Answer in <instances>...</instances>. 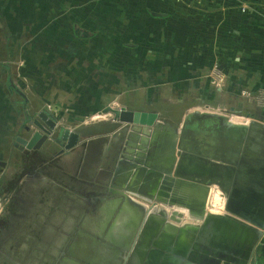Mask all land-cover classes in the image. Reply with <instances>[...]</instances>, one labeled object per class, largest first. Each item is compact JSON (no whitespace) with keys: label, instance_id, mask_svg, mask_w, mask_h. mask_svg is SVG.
<instances>
[{"label":"crops","instance_id":"obj_1","mask_svg":"<svg viewBox=\"0 0 264 264\" xmlns=\"http://www.w3.org/2000/svg\"><path fill=\"white\" fill-rule=\"evenodd\" d=\"M216 61L226 75L221 87L210 80ZM247 91L264 92V0H0V201L11 182L12 198L29 192L27 201L42 208L43 238L52 233L50 242L59 235L65 246L56 264H114L123 249L122 264H185L196 238H209L196 230L210 214L212 186L228 179H214L208 191L205 185L192 188L185 178L172 180L175 164L168 162L178 142L173 111L164 116L170 124L154 130L162 120L130 124L122 135L105 137L86 166V158L66 162L75 158L73 150L52 156L60 143L51 139L36 151L26 147L23 140L34 129L25 128L24 105L32 120L45 125L38 115L48 111L58 125L61 117L86 124L109 106L164 115L167 102L190 103L182 118L188 128L202 130L194 150L216 165L236 171L243 165L245 173L256 164L264 138L258 118L264 107ZM159 103L161 110L147 107ZM52 165L64 184L55 188L61 192L57 200L47 198L50 177L57 179ZM39 187L42 199L35 195ZM196 193L204 206H196ZM180 197L183 203L174 200ZM179 207L190 213L172 218ZM46 208L60 209L53 232ZM258 258L264 264L263 247Z\"/></svg>","mask_w":264,"mask_h":264},{"label":"water","instance_id":"obj_2","mask_svg":"<svg viewBox=\"0 0 264 264\" xmlns=\"http://www.w3.org/2000/svg\"><path fill=\"white\" fill-rule=\"evenodd\" d=\"M79 33L84 32L81 31ZM9 82L15 91L23 97L26 103L28 101L27 96L14 84L12 79ZM24 113L27 118L30 117L26 105H24ZM104 113H112L114 120L125 124L154 126L160 120L159 114L155 111L130 110L124 106H109L104 110ZM38 116L45 125L38 120H31L34 123V131L30 139L23 140V143L29 149H40L44 142L49 139H54L52 133L57 123L52 115L48 111H42ZM30 129L32 128L29 127L28 130ZM38 138V143L34 145L35 140ZM62 140L65 143L60 153L75 147L79 143L80 134L69 128H65L63 130ZM192 151V153L182 154L175 162L172 161L175 164L174 176L176 177L172 180L175 181L177 178L188 179L192 188L198 189L204 187L203 183L206 179L212 180L226 177L228 179L226 183L231 182L234 174L233 168L211 163L204 159L200 155L201 152L197 149ZM185 158L188 161L186 164L183 163ZM188 163L190 168L187 167ZM163 170L165 172L167 171L165 168ZM148 174L157 175V171L150 169ZM166 178L169 177L166 176ZM242 178L253 183L251 186H244L249 191L243 190V187H241L242 189L235 187L230 193L226 205L227 211L231 214H209L207 216L200 234L205 232L206 235H209V238L205 243L196 242L194 244V250H192L185 264H246L240 261L245 248L254 251L256 242L259 241V237L264 232V161L255 165L249 164ZM176 182L180 185L183 184L180 179ZM204 188L205 191H208L210 185ZM196 195V206L197 203H201L204 206V203L198 202V195H201L198 193ZM181 199L182 201L178 199L174 200L183 203V199L185 198L182 197ZM189 213L186 207H179L173 209L172 218H176V216L182 218ZM254 264H259L258 258H256Z\"/></svg>","mask_w":264,"mask_h":264},{"label":"rangeland","instance_id":"obj_3","mask_svg":"<svg viewBox=\"0 0 264 264\" xmlns=\"http://www.w3.org/2000/svg\"><path fill=\"white\" fill-rule=\"evenodd\" d=\"M150 99L154 100L153 97H151ZM189 104L190 103L185 102L179 104L171 101L167 102L164 105V110H162L164 112V115L159 114L160 120H162V122H158L155 127L151 128L154 130L159 125H164L162 123L170 124L168 122L172 121L170 119L168 120L164 118V116H170L169 113L173 111L172 113L178 120L175 123L176 125H174L178 128V142L176 144L174 161L177 158L178 154L189 151L185 147H183V138L189 139L188 142L186 141V145H188L189 143L193 144L194 142L200 141V127L196 128V130H191L193 132L190 133V131L186 129V127L188 126V118H182V116L185 114V108ZM147 107L158 108L159 110H161L160 103L158 105L151 104ZM20 108H22L21 104ZM259 116L260 117L258 118H260L264 123V112L259 113ZM113 117L114 115L112 113H99V115L95 117L88 116L87 119H85L87 121L86 124H82L83 120L80 119L65 121L61 117L60 122L53 132L56 138H61L63 130L65 128H68L67 125L70 124L72 125V127H70L69 129L74 130L80 134L79 143L71 149L74 151L76 156L74 159L70 158L66 160V162L78 164L83 161L81 160V158H86L87 166L90 157L100 151V148H103L102 141H104L105 137L118 134L122 135L123 129L131 127L130 124H126L127 126H123L124 123L114 120ZM100 119L102 121H100ZM75 124L78 125L74 127ZM118 130H120V132H118ZM142 133L143 131H141V134ZM97 136L102 137V139L98 140L96 138ZM147 137L153 138L154 135L152 133L147 135ZM83 166H85V164H83ZM57 168L58 165L51 166L50 172L52 173V175L56 176L57 179L50 177L52 178V182L50 184L52 186H47L48 191H50L48 192L47 198L51 196L50 199L56 198V200L58 199V196H60L59 193L61 194V192L58 188H55L64 186V184L59 181L60 173L57 172ZM16 172L22 173L24 172V170H18ZM26 176H24L23 178L21 177L23 179L22 182L24 183H28ZM10 184L8 185V191H5L7 193V199L3 200V202L0 201V264H49L50 260H52L54 264L58 260V258H60L59 251L65 249V246L60 247V238H58L59 235H55L58 237L56 239L54 238V240L51 239V243L48 241V239L50 235L51 237L53 236L52 233L47 236V241L43 238V231L46 226L44 227V223L42 222V208H38L35 203H30V201H27V194H29V192L27 191L18 194L16 193L19 196L14 195V197L12 198L9 190ZM212 184L210 186H212ZM215 186H212V191L210 192V196L206 204L207 211L210 214H231L226 209V205L228 203V198L230 195L229 191L222 189V187H220L219 185L217 186V184ZM35 189V195H40V198L42 199L41 187ZM52 189H55L56 192ZM20 195L22 196L19 199ZM217 198L219 200L216 203ZM59 210L60 209L52 208L50 212L51 214L49 213L48 209L46 210L47 212L45 211V219L49 217V220L51 221V232H53V228L57 227L58 225L56 221H59L57 219L58 213L60 212ZM17 213L20 214V218L15 219L14 215L16 216ZM61 226L64 227V221H61ZM55 231L59 230L56 229ZM262 261H264V258H262Z\"/></svg>","mask_w":264,"mask_h":264},{"label":"flooded vegetation","instance_id":"obj_4","mask_svg":"<svg viewBox=\"0 0 264 264\" xmlns=\"http://www.w3.org/2000/svg\"><path fill=\"white\" fill-rule=\"evenodd\" d=\"M26 119L28 120V122L30 123V125L29 126H26L25 128L28 130V128L30 127V128H35L34 127V123H32L31 122V118L29 117V118H27L26 117ZM37 120V119H36ZM32 121H35V119L34 120H32ZM186 129L187 130H189L190 131V133L191 132H193V131H191V130H194L193 128H188V127H186ZM29 131V130H28ZM199 131H201V133H200V135H199V137H200V141H201V138H202V130H201V128L199 129ZM263 137H264V131H263ZM62 135H63V133H62ZM52 140V142H55V143H60L59 145H60V150L63 148V146H64V141L62 140V136H61V138H56V137H54V139H51ZM38 141H39V138L38 139H36L35 140V142H34V145H36L37 143H38ZM186 141L188 142L189 141V139H187V138H183L182 139V143H183V147H185L187 150H189V151H191V150H194L195 148H194V145L193 144H191L190 146L191 147H188V145H186ZM169 143L170 144H172V139H171V141H169ZM27 147V146H26ZM60 150L57 152V153H54V154H52V156H59V155H61L62 153H64V152H61L60 153ZM71 150V149H70ZM33 151H36V149H34ZM66 151H68V150H66ZM185 153H190V152H184V153H180V154H178L177 155V158L175 159V161L176 160H178L179 158H180V156L182 155V154H185ZM166 154H168L169 155V153L168 152H166ZM257 156H258V158H257V160L255 161V163L256 164H258V163H260V162H262V161H264V138H263V140H262V142H261V144H260V146H259V151L257 152ZM171 155V154H170ZM201 155V154H200ZM171 163H172V159H171V161L170 162H168V165H171ZM244 168L245 167H243V165H239V167H238V169H237V171L234 169V173H235V178L233 179L232 178V181L230 182V183H226V181L225 182H219V184H220V187H222L224 190H227V191H229V193H230V191L233 189V188H235V187H237V186H240V187H244V186H251L253 183L252 182H248V181H246L244 178H241V175H242V173H243V170H244ZM243 179V180H242ZM202 180H203V178H202ZM205 180V179H204ZM207 180V179H206ZM205 180V181H206ZM204 181V183H203V185H205V186H208V185H211V183H213L214 182V179H212V180H207L206 182ZM230 196V195H229ZM197 232H200V229H199V227L197 228V230H196ZM196 242H198L197 241V238H196V241H195V243ZM254 242V241H253ZM252 242V243H253ZM262 243L263 242H260V241H258V242H256V245L254 246V251H251L249 248H245V250H244V254L241 256V258H240V261H243L244 263H246V264H254V262H255V260H256V258H258V253H259V251L262 249ZM235 245H236V243H234ZM250 251V252H249ZM61 253H64V251H63V249L61 250ZM60 253V258H58V260L59 259H62V254ZM126 254V250L125 249H123V250H121L120 251V255H119V258H118V261H119V263L120 264H122V262L124 261V259H123V256ZM258 260H259V258H258ZM118 261H116L114 264H118ZM259 263H260V261H259ZM54 264H56V263H54Z\"/></svg>","mask_w":264,"mask_h":264},{"label":"built area","instance_id":"obj_5","mask_svg":"<svg viewBox=\"0 0 264 264\" xmlns=\"http://www.w3.org/2000/svg\"><path fill=\"white\" fill-rule=\"evenodd\" d=\"M247 7H243L242 11H246ZM226 75L221 68V65L218 61L214 62L211 72H210V80L211 83L214 84L216 87H221L225 83ZM245 95H247L250 98H254L262 107H264V92L258 91L256 93H252L250 91L243 92ZM262 246L264 248V241L262 243Z\"/></svg>","mask_w":264,"mask_h":264},{"label":"bare ground","instance_id":"obj_6","mask_svg":"<svg viewBox=\"0 0 264 264\" xmlns=\"http://www.w3.org/2000/svg\"><path fill=\"white\" fill-rule=\"evenodd\" d=\"M168 139H169V138H168L167 136H164V141H165V142H166V141H167V142H169V140H168ZM165 142H164V143H165ZM167 144H168V143H166L165 145H167ZM154 147H155V146H154ZM164 150H165V151H169V152L171 151V149H170V148H166V147H165V149H164ZM162 151H163V150H162ZM164 154H166V152H164ZM187 162H188V161H187V159L185 158V159H184V161H183V163H185V164H186ZM187 167H188V168H190V165H189V163H188ZM190 170H191V169H190ZM182 183H183V182H182ZM185 183H186V182H185ZM189 184H190V183H189ZM196 191L198 192V190H196ZM103 250H104V249H103ZM103 250H102V251H103Z\"/></svg>","mask_w":264,"mask_h":264}]
</instances>
